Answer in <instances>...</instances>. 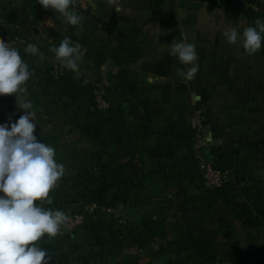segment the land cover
Segmentation results:
<instances>
[{
    "label": "crops",
    "instance_id": "0c3cea01",
    "mask_svg": "<svg viewBox=\"0 0 264 264\" xmlns=\"http://www.w3.org/2000/svg\"><path fill=\"white\" fill-rule=\"evenodd\" d=\"M36 2H0V41L33 73L34 134L65 169L36 203L84 216L37 242L51 264H264V45L249 55L223 35L264 19V0H75L76 26ZM65 37L81 45L76 70L51 51ZM185 38L198 56L192 79L169 55ZM52 63L65 69L59 80ZM23 111L0 96V123ZM198 153L230 171L221 187L203 186Z\"/></svg>",
    "mask_w": 264,
    "mask_h": 264
},
{
    "label": "clouds",
    "instance_id": "9594fccd",
    "mask_svg": "<svg viewBox=\"0 0 264 264\" xmlns=\"http://www.w3.org/2000/svg\"><path fill=\"white\" fill-rule=\"evenodd\" d=\"M43 9L61 14L67 24L76 26L81 16L74 11L75 0H37ZM241 32L233 27L223 35L229 44L239 42L249 55L264 45V19L257 18ZM25 53L38 55L35 43H28ZM57 60L71 70L78 67L83 55L81 45L65 37L51 49ZM169 55L181 64L191 65L186 73L192 79L199 70L195 45L187 42L170 43ZM33 73L21 58L19 50L0 41V96H14L16 106L24 110L18 119L11 113L6 123H0V264H51L47 250L38 241L47 235L55 237L67 221L59 209H45L44 201L64 176L63 164L56 160L54 147L37 140V124L33 104L27 99L26 83ZM181 75H184L181 72Z\"/></svg>",
    "mask_w": 264,
    "mask_h": 264
},
{
    "label": "built area",
    "instance_id": "2783aa9c",
    "mask_svg": "<svg viewBox=\"0 0 264 264\" xmlns=\"http://www.w3.org/2000/svg\"><path fill=\"white\" fill-rule=\"evenodd\" d=\"M65 73V69L61 64L52 63L48 70V76L52 80H59ZM94 107L98 110H105L109 107V100L106 96V91L103 87H97L93 90ZM194 134L199 135L202 126V120L199 117H193L189 123ZM200 164L198 166V173L201 177L202 184L205 188L214 189L221 187L228 177L230 171L228 169H221L215 167L213 164L201 159L200 154L196 155ZM67 221L61 226L60 231L71 233L79 227L84 220V216L79 213H65Z\"/></svg>",
    "mask_w": 264,
    "mask_h": 264
},
{
    "label": "rangeland",
    "instance_id": "374dc122",
    "mask_svg": "<svg viewBox=\"0 0 264 264\" xmlns=\"http://www.w3.org/2000/svg\"><path fill=\"white\" fill-rule=\"evenodd\" d=\"M4 2L5 0H0V2ZM196 117H198V116H196ZM200 118V117H199ZM201 130H202V126H201ZM201 130H200V132H199V135L201 134Z\"/></svg>",
    "mask_w": 264,
    "mask_h": 264
}]
</instances>
